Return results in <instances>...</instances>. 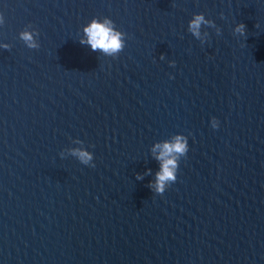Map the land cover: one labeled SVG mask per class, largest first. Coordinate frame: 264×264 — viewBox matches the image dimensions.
<instances>
[{"label": "water", "instance_id": "95a60500", "mask_svg": "<svg viewBox=\"0 0 264 264\" xmlns=\"http://www.w3.org/2000/svg\"><path fill=\"white\" fill-rule=\"evenodd\" d=\"M93 18L118 57L80 43ZM0 264H264V0H0Z\"/></svg>", "mask_w": 264, "mask_h": 264}, {"label": "clouds", "instance_id": "9594fccd", "mask_svg": "<svg viewBox=\"0 0 264 264\" xmlns=\"http://www.w3.org/2000/svg\"><path fill=\"white\" fill-rule=\"evenodd\" d=\"M202 26L215 28L216 34H221V30L216 27L212 20L206 19L204 14H195L189 21L187 31L195 39L199 40L201 44H204L207 40L205 38H208V32L206 31L203 33L204 38H202ZM84 34L87 39H81L80 43L90 46L93 52L99 50L107 56L116 58L125 48L126 34L118 31L114 22L109 18H104L102 22L98 18H93L84 28ZM233 34L245 36L246 26L243 23L238 24ZM21 39L26 42L30 49H37L39 47L33 40V34L27 31L21 33ZM5 47L7 48V46ZM160 59L163 60L164 56L161 55ZM169 66L175 67V63L173 62ZM211 127L213 129L219 127V122L216 118L211 119ZM76 143L83 144L80 140H77ZM188 150V140L184 135H174L169 140L155 143L151 151L154 154V158L159 162L160 170L156 173L155 181L148 184L149 189L157 195H163L166 189L176 182L180 160L182 157H186ZM157 152L159 154L155 155ZM70 155L75 157L84 166L95 167L92 153L83 147L71 149ZM60 156L61 158H65L63 152L60 153ZM151 174L152 171L149 169L144 175L149 176ZM136 178L138 180L143 179L142 176H137Z\"/></svg>", "mask_w": 264, "mask_h": 264}]
</instances>
